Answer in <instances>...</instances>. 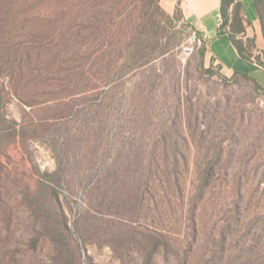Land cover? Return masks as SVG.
Here are the masks:
<instances>
[{"label":"rangeland","instance_id":"374dc122","mask_svg":"<svg viewBox=\"0 0 264 264\" xmlns=\"http://www.w3.org/2000/svg\"><path fill=\"white\" fill-rule=\"evenodd\" d=\"M198 37L159 0H0V264H264V88Z\"/></svg>","mask_w":264,"mask_h":264},{"label":"crops","instance_id":"0c3cea01","mask_svg":"<svg viewBox=\"0 0 264 264\" xmlns=\"http://www.w3.org/2000/svg\"><path fill=\"white\" fill-rule=\"evenodd\" d=\"M244 13L249 24L246 26L243 38L255 37L258 52L264 49L258 48L259 38L256 28V12L253 0H242ZM160 6L169 14L174 13L179 4L182 15L202 35L206 47V55L213 58L226 74L243 72L252 76L258 83L264 85V68L257 64L253 56L250 60L241 58L237 49L227 35L219 34L220 0H159ZM252 31V34H251ZM260 45V44H259Z\"/></svg>","mask_w":264,"mask_h":264},{"label":"trees","instance_id":"16d2710c","mask_svg":"<svg viewBox=\"0 0 264 264\" xmlns=\"http://www.w3.org/2000/svg\"><path fill=\"white\" fill-rule=\"evenodd\" d=\"M259 1V0H256ZM256 11H258L255 4ZM220 17L221 23L219 25V34L227 35L235 48L237 49L241 58L250 60L253 56L252 52L256 47L255 37H246L243 38L245 33L246 26L249 24V21L244 13V3L242 0H220ZM174 14H182L179 4L176 7ZM204 42V39H201ZM202 57L205 56L206 47L203 44L202 49L200 50ZM213 60V58H210ZM257 64L264 67V63L260 61L259 56L256 58ZM232 75H241L245 78L251 79L256 87H263L264 85L258 83L252 76L235 71ZM49 176V174H46Z\"/></svg>","mask_w":264,"mask_h":264},{"label":"built area","instance_id":"2783aa9c","mask_svg":"<svg viewBox=\"0 0 264 264\" xmlns=\"http://www.w3.org/2000/svg\"><path fill=\"white\" fill-rule=\"evenodd\" d=\"M195 38H193V40H194ZM197 42H201V39H200V37H198L197 39ZM258 53V56H259V58H260V61H262L263 63H264V58H263V56H262V54H261V52H257ZM253 58L255 59V61H256V58H255V56L253 55ZM257 62V61H256ZM261 66V65H260ZM262 67V66H261ZM262 68H264V67H262Z\"/></svg>","mask_w":264,"mask_h":264}]
</instances>
